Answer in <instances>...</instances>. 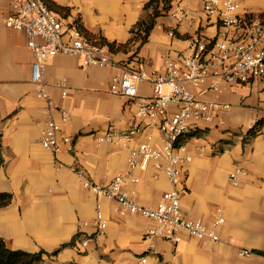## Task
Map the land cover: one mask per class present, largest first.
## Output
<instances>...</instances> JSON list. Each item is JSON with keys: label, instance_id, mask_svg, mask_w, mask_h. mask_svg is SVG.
Masks as SVG:
<instances>
[{"label": "crops", "instance_id": "obj_1", "mask_svg": "<svg viewBox=\"0 0 264 264\" xmlns=\"http://www.w3.org/2000/svg\"><path fill=\"white\" fill-rule=\"evenodd\" d=\"M12 1L0 0V12L5 13ZM49 1L68 10L63 27L77 21L95 39L125 44L145 19L148 0ZM204 1L171 0L137 53L135 45L110 53L105 67L86 66L80 55L41 61L43 89L55 104L50 115L60 126L59 135L68 136L72 144L71 152L62 149L55 154L39 143L38 130L48 109L36 94L40 86L30 83L33 58L25 36L0 23V192L11 196L0 208V239L9 249L43 251L46 264H135L145 254L146 264H264V124L244 140L248 129L264 120L262 81L250 86L219 83L215 92L207 91V85H188L199 99L229 106L211 123H195L205 134L184 140L190 161L180 172L181 214L200 219L208 228L221 215L217 242L199 241L185 232L178 234L177 243L147 237V231L157 228L154 221L121 214L116 201L85 189L71 171L79 169L99 186L116 175L130 174L138 180L123 186L130 198L144 207L160 202L170 187L165 175L152 165L129 168V153L140 144L162 147L157 128L134 117L141 100L151 97L152 87L138 82L136 97L127 99L112 94L109 86L125 67L159 73L164 55L179 58L195 35L213 39L224 32L227 39H235V29H220L205 15ZM237 2L239 16L264 13V0ZM59 82L65 86V97L55 86ZM61 111L67 113L66 122L60 119ZM108 130L133 133L128 142H98ZM235 169L240 174L233 185L229 175ZM97 211L105 221L99 236L93 223ZM83 239L88 244L79 251Z\"/></svg>", "mask_w": 264, "mask_h": 264}, {"label": "built area", "instance_id": "obj_2", "mask_svg": "<svg viewBox=\"0 0 264 264\" xmlns=\"http://www.w3.org/2000/svg\"><path fill=\"white\" fill-rule=\"evenodd\" d=\"M238 8L237 0H205L202 6L205 15L214 19L218 28L235 29L238 33L235 39H227L224 32L213 39L195 35L190 41L188 52L179 58L174 59L169 53L164 55L159 73L148 75L141 69L125 67L109 86L112 94L127 99L136 97L135 85L138 82H147L152 87L151 97L147 101L141 100L134 117L136 120L147 119L157 128L162 147L154 149L148 144H140L129 153V168L143 170L147 165H152L165 175L170 187L155 207L140 206L123 191L126 182L138 181L130 174L116 175L105 186H99L87 180L79 169L71 168L85 189L116 201L121 214H139L154 221L157 228L147 231V237H159L177 243L178 234L185 232L199 241L219 240L215 228L224 221L221 215H217L208 228L200 219H187L181 214L180 172L182 165L190 161L184 140L187 134L197 128L195 123L209 124L218 113L229 109L228 105L199 99L188 85H207L206 90L212 92L218 90L219 83L241 86L262 81L264 85V13L239 16ZM0 23L24 34L26 47L33 58L30 83L40 86L36 94L45 101L48 109L47 118L38 130L41 147L53 154L62 149L71 152L70 138L59 135L60 126L50 115L55 104L43 89L41 61L56 55H80L86 66L105 67L110 64V52L105 46L88 40L77 21L63 27L62 17L50 11L42 0L12 1L5 13L0 12ZM55 86L60 90L61 97H65L64 84L59 82ZM59 114L61 121L66 122L67 113L61 111ZM132 133L108 130L97 137V141L128 142ZM239 174L240 170L235 169L229 175L233 185H236ZM93 223L97 225L95 236L101 235L105 221L99 211ZM87 244V239L81 240L77 250H84ZM146 259V254L140 255L135 264H146Z\"/></svg>", "mask_w": 264, "mask_h": 264}, {"label": "trees", "instance_id": "obj_3", "mask_svg": "<svg viewBox=\"0 0 264 264\" xmlns=\"http://www.w3.org/2000/svg\"><path fill=\"white\" fill-rule=\"evenodd\" d=\"M45 6L52 12L57 13L62 18H66L68 10L58 6L49 0H42ZM171 0H148L144 5L146 17L138 22L136 30L131 31V38L125 44H116L105 41L103 38L95 39L94 36L88 34L82 27L81 32L90 41L105 46L110 53L126 52L128 46L135 45L134 53H137L139 48L147 41V38L155 25L156 19L166 13L170 9ZM264 124V120L257 121L251 128L248 129L245 139H250L257 134L258 127ZM205 134V130L195 128L185 139L200 137ZM244 142V141H243ZM11 196L7 193L0 192V208L9 204ZM43 251L36 253H28L21 250L9 249L3 240L0 239V264H46L42 259Z\"/></svg>", "mask_w": 264, "mask_h": 264}, {"label": "rangeland", "instance_id": "obj_4", "mask_svg": "<svg viewBox=\"0 0 264 264\" xmlns=\"http://www.w3.org/2000/svg\"><path fill=\"white\" fill-rule=\"evenodd\" d=\"M249 86H250V84H249ZM249 86H248V87H249ZM254 86H256V85L254 84ZM252 88H253V86H252ZM163 92H165V90H164Z\"/></svg>", "mask_w": 264, "mask_h": 264}]
</instances>
